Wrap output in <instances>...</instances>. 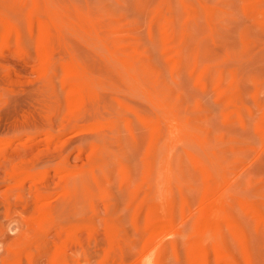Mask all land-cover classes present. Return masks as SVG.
I'll use <instances>...</instances> for the list:
<instances>
[{"label":"rangeland","instance_id":"rangeland-1","mask_svg":"<svg viewBox=\"0 0 264 264\" xmlns=\"http://www.w3.org/2000/svg\"><path fill=\"white\" fill-rule=\"evenodd\" d=\"M0 264H264V0H0Z\"/></svg>","mask_w":264,"mask_h":264}]
</instances>
